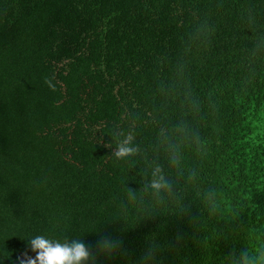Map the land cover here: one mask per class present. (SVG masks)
I'll return each instance as SVG.
<instances>
[{
	"label": "trees",
	"instance_id": "1",
	"mask_svg": "<svg viewBox=\"0 0 264 264\" xmlns=\"http://www.w3.org/2000/svg\"><path fill=\"white\" fill-rule=\"evenodd\" d=\"M35 234L120 237L99 264L264 248V0H0L3 264Z\"/></svg>",
	"mask_w": 264,
	"mask_h": 264
},
{
	"label": "clouds",
	"instance_id": "2",
	"mask_svg": "<svg viewBox=\"0 0 264 264\" xmlns=\"http://www.w3.org/2000/svg\"><path fill=\"white\" fill-rule=\"evenodd\" d=\"M131 137L120 142L116 147L115 155L123 158L132 154L135 149L130 146ZM154 188H161L163 185L157 181L152 185ZM134 199V194L130 193ZM28 247L34 256L25 253L19 259V264H99L98 254L105 257H112L118 254L123 246V241L117 236H105L96 247L94 252L80 236L62 238L49 234H35L27 240ZM3 264V259H0ZM234 264H264V248L257 254L243 250L234 259Z\"/></svg>",
	"mask_w": 264,
	"mask_h": 264
}]
</instances>
